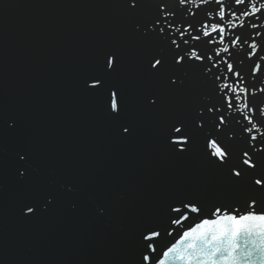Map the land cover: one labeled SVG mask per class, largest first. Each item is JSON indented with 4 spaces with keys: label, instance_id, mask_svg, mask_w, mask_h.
<instances>
[{
    "label": "water",
    "instance_id": "95a60500",
    "mask_svg": "<svg viewBox=\"0 0 264 264\" xmlns=\"http://www.w3.org/2000/svg\"><path fill=\"white\" fill-rule=\"evenodd\" d=\"M246 3L247 8L234 0L223 4L186 0L183 5L179 0H144L142 9L130 13L124 0H0V264H141L140 233L146 227L161 231L151 264H186L189 257L197 264L196 256L206 251L195 239L208 230L198 227L204 220L264 214V190L254 187V178L234 183L229 167L219 166L205 149L206 137L217 138L236 163L241 149L249 146L245 137L264 140L260 123L264 116L240 111L246 103L264 107V71L253 63L264 68V60L249 55L255 51L264 56V17L251 13L254 5L264 8V0ZM159 4L178 13L170 17L175 28L194 26L195 31L189 28L184 37L169 29L178 43L189 39L183 47L194 46L207 55L228 46L224 59L241 77L222 71L223 62L213 68L221 77L215 80L189 61L180 88L168 87V75L177 67L174 61L160 74L148 73V57L164 54L171 59L168 42L132 29L148 23ZM220 7L227 12L219 21L226 29L224 45L218 34L203 36L204 26L211 32L210 25L219 20ZM197 32L201 39L191 40L189 34ZM237 34L248 44H227ZM213 38L214 43H204ZM251 43L257 44L255 50ZM108 52L121 58L117 71L107 77L110 86L125 94L119 121L107 114V91L93 93L84 84ZM204 63L211 65L213 60ZM225 85L238 92L248 90L240 93L238 108L227 109L228 138L224 126L217 134L209 120L203 131L192 129L188 151H174L167 139L169 125L183 121L192 127L196 110L203 105L223 102L226 108L225 93L233 94ZM152 94L160 98L156 110L147 104ZM245 115L252 116L259 131H242L245 125L252 127ZM5 120L15 122L11 130ZM121 124L129 126L130 134L122 132ZM250 144L257 145L252 151L261 156L258 149L264 143ZM19 151L32 157L25 178L16 173ZM259 173H264V156L258 158L256 178ZM49 194L55 197L50 208ZM253 200L255 206L250 207ZM185 201L201 211L190 213L187 220L181 217L179 225L172 223L177 213L171 208ZM27 205L37 209L35 215H24ZM217 209L221 211L216 213ZM193 230H197L193 237L185 239ZM259 239L242 236L241 256L246 243ZM191 243L196 249H189Z\"/></svg>",
    "mask_w": 264,
    "mask_h": 264
},
{
    "label": "snow or ice",
    "instance_id": "6c2138e0",
    "mask_svg": "<svg viewBox=\"0 0 264 264\" xmlns=\"http://www.w3.org/2000/svg\"><path fill=\"white\" fill-rule=\"evenodd\" d=\"M208 2V0H204ZM216 4H223L224 0H214ZM181 5L186 3V0H179ZM234 3L237 6L243 5L244 8H247L246 0H234ZM125 7L130 13H136L144 7V0H124ZM187 10V9H185ZM218 13L219 20L216 23L210 25L211 32L207 30L208 25H205V30L203 31L204 37H210L212 34L219 35V44H226L225 33L226 29L219 23L223 21L227 15L226 8L220 7L216 10ZM252 14H261L264 17V8L252 6ZM242 14L245 17L249 16V12L242 11ZM177 12L172 11L167 8L166 4H159L155 16L145 24H135L133 26V32L137 35L143 37H149L154 35L160 40L167 41V47L171 54V59L169 60L168 56L164 54H156L148 57L146 70L150 74H160L164 72L170 63L174 61L176 71L169 73L168 75V87L169 88H180L184 85L185 80L183 77L187 76V73L182 70L189 61L191 65H198L201 69V72L207 76L208 73L212 74V77L215 80H219L221 77L213 72V68H216L218 63H225L226 67L222 70L227 73H232L233 77L240 78L241 73L236 71L233 63L226 61L223 54L230 52V48L225 46L220 48L219 51L213 52V55L201 54L194 46L183 47L182 45H189V39H182L180 43L177 42V38L173 35L169 29H175V32L179 33L180 37H184L185 33L188 32L189 28H192L194 31V26L189 23L188 28H175L176 21L170 19V17H176ZM149 25L151 30H149ZM252 28H256L257 25L253 23ZM191 40L201 39L200 33L197 32L196 35L189 34ZM215 38L211 40H205L204 43H214ZM227 44L235 47L237 45L248 44L247 39H242L239 34L235 35L234 39L227 40ZM173 45L175 48H173ZM249 47L252 50L257 48L256 43H251ZM176 49H179L177 51ZM264 51V47L261 49ZM211 51V50H210ZM249 55H257V59L264 60V56H259L253 51ZM214 57H219V61H215ZM207 60H213L211 65L204 63ZM196 61H200L201 64H197ZM121 63V58L116 52L105 53L103 63L100 65L97 73L89 79L85 80L84 84L87 90L90 92L96 93L106 90L107 96L105 100V107L109 118L113 121H119L125 106V94L122 89L116 86H110L107 77L112 73L116 72ZM256 69L264 71V68L260 64L253 61ZM215 80L213 81L215 83ZM225 88L228 89L233 95L227 96L225 93L226 99V108L225 104L222 102L219 106L212 104L211 106L203 105L196 110L195 117L192 121V127L186 125L183 121H176L169 125L167 131V139L170 145L173 147V150L178 153H184L189 150L191 145V139L193 135V128L203 131L207 127L209 120L213 121V131H216L217 134L221 132V126L223 127V135L228 138V113L227 109L238 108V101L240 99V93H246L248 90L246 88L239 89L225 85ZM264 91V89H261ZM148 107L151 110H156L159 108V96L152 94L147 98ZM224 98H222V101ZM224 108L222 111L221 109ZM247 109L248 112L253 113L254 115L264 116V107H255L250 104H244V108L240 109L243 113V110ZM244 119L247 121L248 125H252L251 128H248L246 125L242 128L244 132H252L253 129L259 131L256 124L253 122L252 116L245 115ZM14 121L9 122L4 121V124L7 125V128L11 130L14 127ZM261 126H264V120L260 121ZM121 130L123 133L130 134V128L127 124H121ZM250 140H256L257 144L264 143V140H257L256 136L245 137L246 143L249 144L248 147L241 149V155L236 163H233L232 156L230 154V149L218 142L217 138L208 139L206 137L205 149L206 151L210 149L208 155L210 158L214 157L215 161L219 162L218 165L222 167H229L230 169V178L234 183H239L245 177H253V185L256 189L264 190V173H259V178H256L257 172V163L258 158L264 156V148L258 149L262 154L261 156H256L252 151L257 145H251ZM16 173L19 178H25L26 174L29 173L32 165V157L27 151H19L16 153ZM255 161V162H254ZM239 169V170H237ZM239 178V179H235ZM67 191H72L71 186H65ZM55 197L49 194L46 197V206L51 207L53 205ZM255 201L253 200L250 207L255 206ZM75 208V205H73ZM37 209L32 205H27L26 210H24V215L28 216L29 214L35 215ZM171 211H175L177 216L172 219V223L177 225L181 224V217L184 220L188 219L190 213H199L201 209L195 206L190 201L182 202L180 207L173 206ZM221 210L217 209L216 213H219ZM208 226L207 231H200L199 235L195 237L196 240L201 241L203 247L206 251L196 256L197 264H264V214H246L242 216L238 215H228L223 218V220H204L199 229L205 228ZM166 231V230H165ZM193 232L185 233V239L193 237ZM161 236V231L155 227H146L140 233V244L142 246V261L141 264H151V257L154 252H156V244L158 238ZM252 238L259 237L258 241H253L251 245L245 244L244 254H240V244L239 239L241 237ZM197 244H189V249H196ZM172 249L170 251H174ZM168 253H164L167 255ZM184 259V257H181ZM163 264V262H162ZM186 264H193V260L189 257L186 261Z\"/></svg>",
    "mask_w": 264,
    "mask_h": 264
}]
</instances>
